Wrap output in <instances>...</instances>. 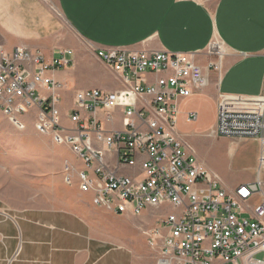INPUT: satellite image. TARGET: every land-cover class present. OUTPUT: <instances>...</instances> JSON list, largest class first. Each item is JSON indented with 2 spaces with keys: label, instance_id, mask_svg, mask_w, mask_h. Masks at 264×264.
Returning a JSON list of instances; mask_svg holds the SVG:
<instances>
[{
  "label": "built area",
  "instance_id": "1",
  "mask_svg": "<svg viewBox=\"0 0 264 264\" xmlns=\"http://www.w3.org/2000/svg\"><path fill=\"white\" fill-rule=\"evenodd\" d=\"M222 48L220 42L214 53L219 61L209 65L217 73L223 69ZM96 57L122 88L77 91L72 126H65L60 104L66 86L52 73L71 68L74 52L60 49L48 61L38 51L0 46L1 113L24 131L27 115L37 109L35 130L67 146L82 163H65V184L90 194L95 206L123 216L154 214L155 226L142 231L156 264H264V150L258 177L227 190L177 134L180 101L209 85L199 54L110 47L97 50ZM262 100L223 98L210 135L261 141L264 149ZM100 113L108 124L119 115L122 129H105ZM197 119L188 115L189 122Z\"/></svg>",
  "mask_w": 264,
  "mask_h": 264
},
{
  "label": "crops",
  "instance_id": "2",
  "mask_svg": "<svg viewBox=\"0 0 264 264\" xmlns=\"http://www.w3.org/2000/svg\"><path fill=\"white\" fill-rule=\"evenodd\" d=\"M51 4L59 17L61 12L74 35L86 42L90 57L100 67L94 68L72 50L74 65L52 73L56 81L66 86L60 104L65 126H72L70 115L77 91L105 89L107 77L119 80L96 57L97 50L110 47L199 54L209 85L201 93L180 101L178 120L182 118L184 123L189 122L190 113L197 114L196 122L202 117L205 123L210 112L212 131L223 98L253 101L264 96V0H0V46L7 52L16 47L38 51L48 61L58 56L60 22L49 7ZM215 41L223 46L221 73L209 69L210 63L216 61ZM65 99L73 102L72 108L63 106ZM37 112L33 109L27 117L34 120ZM99 120L109 131L122 129L119 115L115 124L106 123L103 113ZM217 138L228 144L231 155L245 142L256 146L259 154L254 164L245 168L251 171L250 176L234 185L253 182L258 177L264 150L261 141ZM60 150L68 152L64 165L72 163V156L80 163L72 164L82 167L67 146H60ZM81 193L72 199L80 206L79 211L31 208L16 212L0 205V264H145L142 253L113 245L101 230L103 218L119 220L124 216L95 206L92 196ZM155 224L156 217L152 228ZM214 264L232 263L217 260Z\"/></svg>",
  "mask_w": 264,
  "mask_h": 264
},
{
  "label": "rangeland",
  "instance_id": "3",
  "mask_svg": "<svg viewBox=\"0 0 264 264\" xmlns=\"http://www.w3.org/2000/svg\"><path fill=\"white\" fill-rule=\"evenodd\" d=\"M49 7L60 22V49L73 50L76 57L90 61L94 68L100 70L97 61L90 57L91 50L86 42L74 35L61 12L59 17L55 5L51 4ZM219 43L215 41L213 47H217ZM213 59L219 61L218 56L214 55ZM104 80L108 83V87L102 89L104 91L110 92L122 86L116 78L107 77ZM73 105L70 99L63 101V106L67 109ZM34 118L33 120L28 116L26 130L19 131L0 111V205L16 212L31 208L79 211L80 206L72 203V199L82 193L77 185H66L63 178V166L68 152L64 154L49 136L39 134L34 127L36 115ZM205 121L204 123L200 117L198 122L184 123L179 118L178 137L186 150L191 149L197 160L216 172L227 190L231 189L235 187L234 182L250 176L251 171H246L245 168L254 164L259 151L252 143L245 142L231 155L227 143L219 142L217 136L210 135L213 114L207 112ZM69 159L79 166L80 163L72 156ZM154 222L155 217L150 212L141 217L124 216L119 220L103 218L101 230L113 245L121 244L125 250L134 248L142 253L145 264H156L155 254L142 231L152 228Z\"/></svg>",
  "mask_w": 264,
  "mask_h": 264
}]
</instances>
